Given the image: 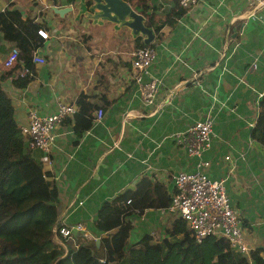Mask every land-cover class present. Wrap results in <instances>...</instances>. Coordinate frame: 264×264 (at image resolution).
Segmentation results:
<instances>
[{
    "label": "crops",
    "instance_id": "1",
    "mask_svg": "<svg viewBox=\"0 0 264 264\" xmlns=\"http://www.w3.org/2000/svg\"><path fill=\"white\" fill-rule=\"evenodd\" d=\"M76 1L0 0V11L12 3L21 18H33L49 34L36 48L45 61L33 63L34 74L27 85L14 87L5 80L16 123L26 122L30 105L41 112L51 111L57 101L71 103L78 90L104 110L101 122L91 124L78 138L62 121L51 166L43 165L52 178L57 176L54 180L64 174V187H59L68 204L91 184L98 185L67 221L82 220L88 226L86 218L94 217L100 201L132 187L142 175L162 182L168 192L172 175L191 169L192 159L171 138L155 147L154 140L160 136L156 124L161 121L168 132L182 130L212 106L215 137L203 154L209 161L204 171L211 178L227 175L226 194L241 217L245 241L251 249L261 247L264 257V155L262 146L249 137L259 92L264 90V0H198L177 17L166 38L154 45L158 56L151 70L162 77L156 93L158 105L149 107L134 95L130 59L135 48L128 29H115L110 22L92 24L84 18L77 22L75 10L58 14L52 9ZM146 3L154 6L158 19L170 5L165 0ZM257 35H262L259 43ZM11 45L0 40L1 69ZM175 54L182 61L171 63ZM192 71L197 72L196 78ZM112 142L118 147L111 146ZM77 145V161L61 170L67 153ZM128 152L132 157H126ZM31 154L38 158L40 153L31 150ZM109 156L113 163L105 164ZM109 168L119 173L114 171L107 178L102 172ZM166 216L145 209L133 220L148 227Z\"/></svg>",
    "mask_w": 264,
    "mask_h": 264
},
{
    "label": "trees",
    "instance_id": "2",
    "mask_svg": "<svg viewBox=\"0 0 264 264\" xmlns=\"http://www.w3.org/2000/svg\"><path fill=\"white\" fill-rule=\"evenodd\" d=\"M146 1L130 2L140 8L155 37L147 45L135 37V49L164 40L175 19L186 11L173 1L165 9L164 17L158 19L154 6ZM11 6L12 3L0 11V40L12 42L18 50L10 67H0V264H264L260 247L250 250L249 262L232 250L222 236L209 235L200 242L192 241L185 222L175 213L153 224L149 231V226L143 227L136 240L128 243L133 219L139 218L145 209L156 211L170 201L165 184L145 175L132 187L98 203L94 219L88 223L98 243L72 235L62 237L58 243L52 237L68 197L47 170L46 177L43 176V165L31 154L27 137L20 133L11 97L5 89L7 78L8 84L19 88L32 79V52L43 40L36 29L44 25L39 26L27 16L21 18V12ZM21 66L28 69L22 77L17 74ZM71 103L76 110L63 123L78 138L91 126L97 105L91 104L82 90L76 92ZM249 137L262 146L264 155V94L257 101Z\"/></svg>",
    "mask_w": 264,
    "mask_h": 264
},
{
    "label": "built area",
    "instance_id": "3",
    "mask_svg": "<svg viewBox=\"0 0 264 264\" xmlns=\"http://www.w3.org/2000/svg\"><path fill=\"white\" fill-rule=\"evenodd\" d=\"M129 4L132 0H126ZM171 4L173 1L182 8L188 9L198 0H165ZM37 35L42 39L49 37L48 32L40 27L36 29ZM189 41L186 43V47ZM18 50L15 45H11L5 57L2 60V68L10 67L15 61ZM158 56V50L154 46H144L133 50L130 59L132 69V80L134 85V95L140 100L144 107L157 106L156 93L162 75L157 76L151 70L152 64ZM173 56V54L171 55ZM45 58L37 53L34 49L31 56V62L36 64L44 63ZM173 61H182L178 54L174 55ZM256 65L255 61L252 63ZM224 70V66L221 67ZM28 69L21 66L18 76H25ZM193 78L197 77V72L192 71ZM264 94V90L259 92V97ZM213 98V97H212ZM76 110V105L69 102L55 103V107L51 111L41 112L35 105H30L26 110V122L17 124L20 133L27 137L28 147L30 150H38V160L45 166H51V154L58 148L57 126L67 116H71ZM126 114V113H125ZM104 115L102 107H97L93 112L91 124L101 122ZM127 115V114H126ZM214 112L210 106L204 115L195 119L186 125L182 130H172L166 134L159 136L154 140L155 147L166 139L171 138L175 144L179 145L188 159H192V168L188 170H178L172 175V186L168 194L170 201L164 208H157L163 216L169 213H175L186 224L188 236L194 242H200L204 237L209 235L224 237L232 250L244 256L249 262V252L251 248L245 241L243 235V226L238 210L231 204L226 194L225 183L227 175H221L211 178L204 171L209 165V161L203 158L211 143L214 140L215 133L213 131ZM111 146H116L115 142ZM78 145L67 153L65 164L61 170L67 169V166L73 165L77 161ZM152 153V151L149 152ZM147 155L143 161L148 157ZM126 157H132L130 152L126 153ZM46 177V169L43 168ZM61 170L60 173H61ZM113 172L115 170H112ZM53 179H57L54 176ZM97 184H91L90 189L86 190L83 195L74 199L71 203H67L65 209L59 215L57 222L52 230V237L61 243V238L68 235L82 236L86 239H98V237L88 228L86 222L82 220L67 221L77 209L84 206L86 198L95 194ZM118 192L108 196L110 199ZM104 199V200H105ZM94 217H87V222H92ZM253 249V248H252Z\"/></svg>",
    "mask_w": 264,
    "mask_h": 264
},
{
    "label": "water",
    "instance_id": "4",
    "mask_svg": "<svg viewBox=\"0 0 264 264\" xmlns=\"http://www.w3.org/2000/svg\"><path fill=\"white\" fill-rule=\"evenodd\" d=\"M52 9L58 14L75 10L74 18L77 22L84 18L92 24L110 22L115 29L125 27L131 37H140L146 45L154 38L153 28L145 23V15L126 0H77L68 6H53ZM95 242L98 243V239Z\"/></svg>",
    "mask_w": 264,
    "mask_h": 264
},
{
    "label": "rangeland",
    "instance_id": "5",
    "mask_svg": "<svg viewBox=\"0 0 264 264\" xmlns=\"http://www.w3.org/2000/svg\"><path fill=\"white\" fill-rule=\"evenodd\" d=\"M135 8V7H134ZM137 10H139L138 8H136ZM191 14H192V12L190 11V16H191ZM255 31H256V28H255ZM230 40H231V38H230ZM256 40H257V43H259V42H261L262 41V35H257V38H256ZM232 43V42H231ZM228 52V51H227ZM227 52L225 53V54H227ZM222 60L223 59H221V62H222ZM218 69H219V66H218ZM223 72V71H222ZM224 77H225V74H222L221 75V79L224 81L225 79H224ZM157 129H156V131L158 132V135H160V136H162V135H164V134H166L167 132H168V129L167 128H165V126H164V124H162V122L161 121H159L157 124H156V126H155ZM111 163H113V159H112V157L111 156H109L108 157V162L107 163H105V164H111ZM61 167V164L59 163V166H58V168H60ZM115 172H117V173H119V170H116ZM102 174H104L105 175V177H112L114 174H113V171H112V169H107V170H104L103 172H102ZM62 178H64V174L61 176V179ZM58 180L57 181V184L60 186V187H64V184H63V182H62V180ZM162 218H160V220H161ZM165 219V217L163 218V220ZM163 220H161V221H163ZM146 227H144V229H145ZM150 228H152V226H149V229H148V231L150 230ZM143 229V227L140 225V224H135V226H133V228H132V230H131V232H130V234H129V238H128V240L129 241H131V242H133L134 241V239H135V237L136 236H138L139 234H141L142 233V231L144 230ZM256 234H258L257 232H256ZM261 248V247H260Z\"/></svg>",
    "mask_w": 264,
    "mask_h": 264
},
{
    "label": "clouds",
    "instance_id": "6",
    "mask_svg": "<svg viewBox=\"0 0 264 264\" xmlns=\"http://www.w3.org/2000/svg\"><path fill=\"white\" fill-rule=\"evenodd\" d=\"M89 228V227H88Z\"/></svg>",
    "mask_w": 264,
    "mask_h": 264
}]
</instances>
